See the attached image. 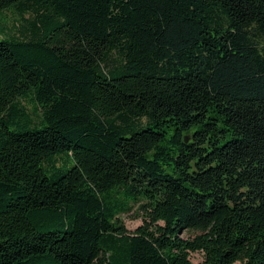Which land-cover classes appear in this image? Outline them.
Instances as JSON below:
<instances>
[{
  "label": "trees",
  "instance_id": "obj_1",
  "mask_svg": "<svg viewBox=\"0 0 264 264\" xmlns=\"http://www.w3.org/2000/svg\"><path fill=\"white\" fill-rule=\"evenodd\" d=\"M5 10L0 264H264V0Z\"/></svg>",
  "mask_w": 264,
  "mask_h": 264
},
{
  "label": "rangeland",
  "instance_id": "obj_2",
  "mask_svg": "<svg viewBox=\"0 0 264 264\" xmlns=\"http://www.w3.org/2000/svg\"><path fill=\"white\" fill-rule=\"evenodd\" d=\"M24 18L26 20H31L29 14H27ZM0 27H4L11 35H20L21 31H23L25 28V21L21 19L15 11L5 10L0 13ZM257 40L259 47L264 49V39L259 38ZM62 161V159L59 160V163ZM131 207L132 211L120 215L119 219L128 231L134 232L139 226L142 225L143 221L139 206L132 204ZM184 236H186V234H184ZM191 261L194 264H200L203 262V255L201 253H193L191 254Z\"/></svg>",
  "mask_w": 264,
  "mask_h": 264
}]
</instances>
